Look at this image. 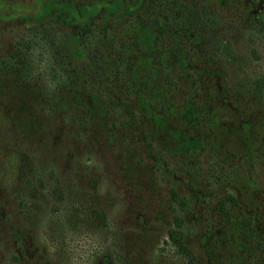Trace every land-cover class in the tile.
<instances>
[{
	"label": "rangeland",
	"instance_id": "374dc122",
	"mask_svg": "<svg viewBox=\"0 0 264 264\" xmlns=\"http://www.w3.org/2000/svg\"><path fill=\"white\" fill-rule=\"evenodd\" d=\"M36 38L72 73L47 95L15 74ZM1 61L0 264H103L107 222L104 264H188L172 192L193 264H264V0H0ZM30 171L48 189L18 211Z\"/></svg>",
	"mask_w": 264,
	"mask_h": 264
},
{
	"label": "trees",
	"instance_id": "16d2710c",
	"mask_svg": "<svg viewBox=\"0 0 264 264\" xmlns=\"http://www.w3.org/2000/svg\"><path fill=\"white\" fill-rule=\"evenodd\" d=\"M82 29L86 30V27L84 26V27H82ZM32 41H33L32 38H27L24 36L20 40H18L17 46L19 48L24 49V48L30 46ZM36 41H37V47L40 50L36 53V55L35 54L32 55V59L30 60V62H32V65L34 64V66H32V69H36L37 66L40 67V69L37 70L36 72H31V71L26 72V74L20 73L19 70H17L15 72V74L20 79L27 80V81H31L34 79V77H36L37 81H38L37 89H38L39 93H41L42 95H47L49 93V91L62 86L64 84V82L66 81V79L70 78L69 76L72 75V73L69 70L66 71L64 69V67L61 66L60 62L55 63L54 61L51 60V58L46 56V55H51V53H52L51 52L52 45L48 41L44 40L43 38H36ZM42 49H43V51H42ZM44 56H45V62L41 66L40 64L43 61L41 57H44ZM116 60H118V62L120 64V69H119L120 72H125L124 56H123V53L121 51L118 52V56H116ZM7 64L14 65L15 68L17 67L16 63H14L13 60L7 61ZM0 65L5 66L6 62L1 61ZM48 120H50V119H48ZM22 153H26V152L22 151ZM14 158H16V157H14ZM18 158H17V160H18ZM30 160H31L30 163L34 162L33 158L32 159L30 158ZM33 165H35V164H33ZM45 178L46 177H44L42 175H36L35 176L30 171V173L27 177L21 179L22 184H20L21 187L19 188V190H21L22 193L20 194V192H18L17 193L18 195L15 196V201L17 202V204H16L17 209L16 210H18V211L25 210L28 207V205L30 204L31 200L32 201L36 200L38 202V199L41 197L40 195L43 194L44 192H46V190L48 189L47 180ZM65 179H66V176L64 175V173L59 174V175L54 174V181H56V184L60 185L64 189H67L71 185L65 184ZM33 187L34 188L36 187L35 189H37V191L35 192V196L31 197V196H29V193ZM75 190L77 191V189H75ZM80 192L83 193L84 190H81ZM83 196H84V193H83ZM229 198L231 200H234V198L232 196H229ZM68 199L71 203L70 197H68ZM171 199L173 200L175 205H174L173 214H172V226L167 229V234H166L167 240L166 241L169 245L174 247V249L176 250V253H178L179 255H181L182 257L187 259L188 264H193L192 260H193L194 254H193L192 250H190L188 247L183 246V238H184V235L187 233V226L185 225V222L183 220L182 211L185 210L187 204L185 201L178 198L177 194H175L174 192L171 193ZM40 206L43 207L44 205L40 204ZM217 207L221 213H223V214L225 213V210L222 209L223 208V201L222 200H220V202H218ZM66 210H67V208H65L63 211L61 209H59V210H57L58 211L57 213L64 214L66 212ZM54 212H56V211H54ZM41 215H42L41 219H43L44 221H48L50 219V215L47 216L46 213H41ZM47 217H48V219H47ZM64 219H66V218L64 217ZM33 226L34 225L32 223L29 224V231L30 232H34ZM112 226L113 225L110 222H107L106 229L103 227L102 231L97 232V235L103 234V250L101 253V256L103 259V264L106 262H109L108 260L115 261L114 263H117V261H118L116 259L117 251L113 248L114 244H112V242L111 243L105 242L106 238L107 239H113L111 234H109V235L107 234L113 229ZM17 230H18L17 224L13 223V225L11 226V237H12V239H14V238L19 239V234H18ZM94 253L89 255L90 259L95 257ZM122 264H124V263L122 262Z\"/></svg>",
	"mask_w": 264,
	"mask_h": 264
}]
</instances>
